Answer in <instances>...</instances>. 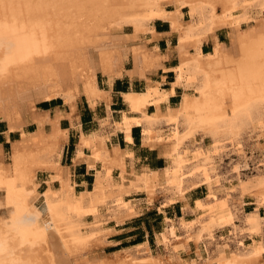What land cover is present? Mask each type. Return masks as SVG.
I'll list each match as a JSON object with an SVG mask.
<instances>
[{
  "label": "bare ground",
  "instance_id": "bare-ground-1",
  "mask_svg": "<svg viewBox=\"0 0 264 264\" xmlns=\"http://www.w3.org/2000/svg\"><path fill=\"white\" fill-rule=\"evenodd\" d=\"M156 21L166 22L165 33L176 36L175 48L166 53L157 44ZM221 30L227 42L219 39ZM208 40L213 49L205 53ZM171 55L178 63L168 67ZM129 59L132 66L126 68ZM159 70L164 74L157 80ZM168 71L175 75L166 88ZM98 73L105 77V90ZM124 76L146 84L142 91L121 94L128 110L113 121L130 146L109 145L99 132L81 131L73 164L101 172L91 189L83 182L77 193L70 167L61 162L68 130L60 121L73 118L80 97L90 108L104 102L112 116V87ZM178 90L181 100L172 105ZM57 98L70 112L58 109L52 116L36 106ZM0 122L6 123L8 140L12 132L21 135L12 144L10 162L0 146V256L9 263L264 264V240L257 234L251 235L250 248H217L202 261L199 246L207 245L204 238L212 230L201 219L205 211L199 212L190 192L173 180L189 163L183 148L198 137L203 146L195 163L208 170L215 169L228 147L243 156L247 134L264 146V0H0ZM32 123L37 129L29 132ZM134 127L143 130L141 145L156 150L165 167L139 164ZM39 171L48 173L43 192ZM161 187L173 191L167 203L182 201L191 216L180 219L184 236L165 229L157 233L156 246L165 255L155 254L147 240L110 257L105 248L116 232L115 226L108 228L110 221L118 226L139 213L129 195L153 196ZM215 192L210 188L209 195ZM192 245L198 259L188 260Z\"/></svg>",
  "mask_w": 264,
  "mask_h": 264
},
{
  "label": "rangeland",
  "instance_id": "rangeland-1",
  "mask_svg": "<svg viewBox=\"0 0 264 264\" xmlns=\"http://www.w3.org/2000/svg\"><path fill=\"white\" fill-rule=\"evenodd\" d=\"M168 8H171V6H168ZM184 12H186L185 9ZM185 19H188L187 15H185ZM155 24L161 31L157 37V44L159 45L160 50L163 53H166L170 46L171 48H175V34L169 36L165 33L169 31V25L166 22L161 21H157ZM126 32L129 33L130 28H127ZM218 37L221 41H228V34L225 30L219 31ZM206 42L203 45V51L209 53L213 49V43L211 40ZM177 63L178 59L176 58V55H171L166 62L168 67L176 66ZM131 66V61L129 59L127 60L126 68H131ZM163 74L164 73L159 70L155 78L158 80ZM165 75L167 77L166 88H169L168 84L174 80L175 74L168 71ZM97 80L100 87L105 90L107 88L105 77L101 73H98ZM117 81H119L118 84L115 83ZM115 82L112 87L113 91H111V98H113L114 102L110 110L112 116L109 115V110L106 104L100 102L94 107L95 109H89V119L86 125H84L83 130L86 133L97 131L109 145L112 143L120 144L119 146L123 149H127L130 146V143L126 139L125 132H115L113 121L114 118L117 119L120 117L119 114L121 111L128 110V106L121 98V94L128 92L133 88L142 91L145 89L146 84L140 79H134L133 82H131L127 76L118 78ZM116 88L124 89L125 92L117 91L115 90ZM181 95L182 91L178 90L177 94L171 98V104L177 105L181 100ZM63 103L62 100L55 103V105L59 106L54 109L53 113H51L52 116H54L58 109L63 111L68 110V112H70L69 108L65 107ZM82 103H86L84 97H82L80 105H82ZM39 105L40 103L36 105L37 108L40 107ZM151 110L153 111L152 108H149V111ZM69 120H63V125L69 126ZM105 121L108 122L106 123ZM70 123L72 126H75L73 118L70 120ZM27 128V131L33 132L36 131L37 126L32 123ZM0 129H5L4 131L6 132L7 128H5V123L0 125ZM63 129L67 130L65 128ZM169 129L172 133V128ZM170 132L168 133L170 134ZM120 134L123 136V139ZM79 136L80 132L78 134L74 129L71 136L72 145L63 159V164H66L65 166H72V174H74V166L72 162H74L79 155ZM142 137L143 130L137 127L134 144L136 148L140 149L139 154L141 160L139 164H150L152 167H157L159 169L165 167L167 165L166 160L160 157L156 150H149L141 145ZM10 138L11 141L6 138L4 133L0 135V146L2 145L5 158L7 157L5 162H10L12 144L20 140L21 135L20 133L12 132ZM206 143L209 145V141ZM242 143L244 157L238 156L234 153L232 147H228L223 154V157L216 161L215 169L213 170H208L207 168L202 167V163H195V156L201 151L203 146L201 137H198L193 144L187 143L182 150L183 158L189 161V163H187V167L183 169L181 174L177 173V175H175L173 179L175 181V186L181 185V190L183 189L184 191L190 192L191 204L194 202V205L199 212L202 210L205 211V213L202 214L201 219L212 230V233L207 234L204 238L207 245L201 243L199 246V253L201 254L200 258L202 261L205 258H209V255L217 248H227L232 252H240L243 246H246L247 248L252 247L254 240L251 238V235L254 236L253 234L261 236L264 240V208L258 201V197L261 198L260 200L264 201L263 141L259 142L254 135L247 134L244 136ZM86 154L90 155V151L87 150ZM80 166L83 167V172L87 171L86 165L81 164ZM78 170L79 167L76 168V175H72V179L74 178L73 180L76 181L77 193H80L84 187L82 186L83 182H80L79 179L81 177V171ZM93 172V170L89 171L90 180L88 188L90 189L96 182V173L101 172V169L98 168L96 173ZM179 176L181 178H179ZM118 178L119 173L115 172L114 179L117 180ZM46 179L48 180V173L46 171H39V173H37V181L39 183L38 190L40 192H43L46 189ZM210 188L213 191H216L213 195H209ZM171 194H173L171 189L168 190L161 187L157 189L156 194L153 196H149L145 192H137L129 195L128 202L130 203L131 208L139 211V213L136 214V216L134 215L125 219V221L118 226L115 223V220L110 221L108 228L116 227V232L109 237L110 242L106 244V253L112 257L114 253L133 249L148 240L150 241V246L152 245L151 247L153 248L154 253L156 252L155 254L165 255L163 250L160 248L158 249L156 246V234L165 229L166 232H169L172 236L177 235L179 238L183 237L184 235L180 229L179 222L181 218L187 215V210L182 201H178L174 204L167 203ZM108 200L109 202L112 201L111 198ZM38 205L42 207L41 200L38 201ZM108 207L113 208L114 205L108 203ZM186 217L190 218L191 216ZM94 228H97V226L94 225ZM254 237L257 238V236ZM134 240L143 242L133 245L132 242H134ZM134 251L135 250H131L130 252ZM2 257L3 256H0V259ZM186 257L188 260L198 259L197 250L193 245ZM3 258L0 260V264L3 262V264H12L13 261L9 263L10 260L8 261L5 256ZM13 263L15 264L17 261L14 260Z\"/></svg>",
  "mask_w": 264,
  "mask_h": 264
},
{
  "label": "crops",
  "instance_id": "crops-1",
  "mask_svg": "<svg viewBox=\"0 0 264 264\" xmlns=\"http://www.w3.org/2000/svg\"><path fill=\"white\" fill-rule=\"evenodd\" d=\"M82 101V97H80L76 103H75V108H74V112H73V122H74V125L75 126H72L71 123H70V120L68 117H64V119H61L60 121V127L62 128H65L67 129V138H66V141L62 147V164H63V159L64 157L66 156V153H65V147L69 141V138L72 136V131L75 129L78 134L79 132L81 131H84L83 130V127L84 125H86V123L88 122V119H89V109H93V108H90L88 106V103H82V105H80V102ZM86 101V100H85ZM49 102V101H48ZM58 102V101H53V102H49L48 104H46L44 106L43 109H41L42 111H45V110H49L50 113H53L54 109L56 107H58L59 105H55V103ZM114 104L113 102V98H111V103H110V106H112ZM40 109V108H38ZM95 109V108H94ZM52 115V114H51ZM65 119H68L69 120V126H65L63 125V120ZM80 128V129H79ZM120 145V144H119ZM73 164V162H72ZM81 164H84V163H77V164H73V170H74V174H72V166H70V173H71V177L72 175H76V168L79 167V170L78 171H81V177L79 178L80 179V182H85L86 185H87V188H88V184H89V180H90V177H89V171L90 170H87V171H84L83 172V167L80 166ZM66 165V164H65ZM85 165V164H84ZM87 169V168H86ZM79 185V184H77ZM80 186V185H79ZM84 187V186H83Z\"/></svg>",
  "mask_w": 264,
  "mask_h": 264
},
{
  "label": "flooded vegetation",
  "instance_id": "flooded-vegetation-1",
  "mask_svg": "<svg viewBox=\"0 0 264 264\" xmlns=\"http://www.w3.org/2000/svg\"><path fill=\"white\" fill-rule=\"evenodd\" d=\"M155 23H157V21L155 22ZM155 26V28H156V30H157V25L155 24L154 25ZM158 31V30H157ZM116 83V82H115ZM59 100H61L60 98H57V99H53V101L55 102V101H59ZM51 101V100H50ZM49 101V102H50ZM44 102H48V101H44ZM44 102H41L40 104H42V103H44ZM48 102V103H49ZM47 103V104H48ZM46 105V104H45ZM45 105H43V106H40L39 108H40V110L41 109H43L44 108V106ZM153 109V108H152ZM46 111V110H45ZM150 113L152 112V110L151 111H149ZM4 122H0V125L1 124H3ZM5 128H7V126H6V123H5ZM5 130V129H4ZM4 130H1L0 129V135L2 134V133H4L5 134V131ZM136 130H137V127H134L133 129H132V136H133V140L135 141L136 140ZM11 135V134H10ZM10 135H9V137H10ZM121 135V134H120ZM122 136V135H121ZM122 139H123V136H122ZM71 145H72V143H71V137L69 138V141H68V143H67V145H66V147H65V153L67 154V152H68V150H69V148L71 147ZM1 147H2V145H1ZM2 149H3V147H2Z\"/></svg>",
  "mask_w": 264,
  "mask_h": 264
},
{
  "label": "trees",
  "instance_id": "trees-1",
  "mask_svg": "<svg viewBox=\"0 0 264 264\" xmlns=\"http://www.w3.org/2000/svg\"><path fill=\"white\" fill-rule=\"evenodd\" d=\"M157 30L160 31V29H158V28H157ZM160 32H161V31H160ZM116 83L118 84L119 81H117ZM115 90L125 92L124 89L116 88ZM50 102H53V100H51ZM47 103H48V102H44V103L40 104L39 106H43V105H45V104H47ZM142 242H143V241L134 240V242H132V244H133V245H137V244H140V243H142Z\"/></svg>",
  "mask_w": 264,
  "mask_h": 264
}]
</instances>
